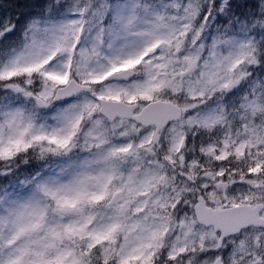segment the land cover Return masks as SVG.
<instances>
[{
    "label": "snow or ice",
    "instance_id": "6c2138e0",
    "mask_svg": "<svg viewBox=\"0 0 264 264\" xmlns=\"http://www.w3.org/2000/svg\"><path fill=\"white\" fill-rule=\"evenodd\" d=\"M0 264H264V0H0Z\"/></svg>",
    "mask_w": 264,
    "mask_h": 264
}]
</instances>
